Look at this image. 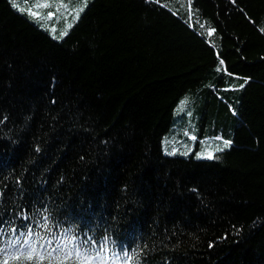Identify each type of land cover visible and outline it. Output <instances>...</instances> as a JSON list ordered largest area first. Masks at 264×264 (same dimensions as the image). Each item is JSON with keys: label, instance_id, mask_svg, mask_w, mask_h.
I'll return each mask as SVG.
<instances>
[{"label": "trees", "instance_id": "1", "mask_svg": "<svg viewBox=\"0 0 264 264\" xmlns=\"http://www.w3.org/2000/svg\"><path fill=\"white\" fill-rule=\"evenodd\" d=\"M65 5L0 0V264H264V0H90L57 39Z\"/></svg>", "mask_w": 264, "mask_h": 264}, {"label": "rangeland", "instance_id": "2", "mask_svg": "<svg viewBox=\"0 0 264 264\" xmlns=\"http://www.w3.org/2000/svg\"><path fill=\"white\" fill-rule=\"evenodd\" d=\"M65 2L66 5L57 15L55 14L54 15L55 17H53L51 20L47 18V13L45 15L44 14L41 15L39 18V20L44 22L42 23V26L47 28L48 31L57 39H61L70 31L74 23L79 19L82 12L88 6L90 0H65ZM186 133H188V131H185L184 133L185 142H187ZM193 135L195 139L191 145H187L184 148H176V151L184 155L195 154L198 157H202V158H209V156L213 158L217 156L219 151H221L223 148L226 147L225 144L226 141L221 138H217V137L202 138L201 136H197L196 133H193ZM181 138L182 136L179 135V139ZM198 141L200 142L197 149ZM229 141L230 143H232L231 140ZM230 143H228V145ZM165 150L166 152L173 154L167 148Z\"/></svg>", "mask_w": 264, "mask_h": 264}, {"label": "snow or ice", "instance_id": "3", "mask_svg": "<svg viewBox=\"0 0 264 264\" xmlns=\"http://www.w3.org/2000/svg\"><path fill=\"white\" fill-rule=\"evenodd\" d=\"M190 3L191 0H189V5ZM35 7L47 8V7H52V5L49 3H42V4H36ZM58 10L59 9L57 8V11ZM32 15L39 17L40 14L38 12H33ZM54 15H55L54 12H49L47 13V18L52 19ZM222 63L223 61H221V64ZM228 143L230 142L227 141L225 142L226 145ZM209 158L211 157L209 156ZM20 236L25 238L22 240L18 239L15 244L11 245V249L14 251L15 254H17V258L19 257V255H24L25 253L28 254L29 258H31V255L33 253H38L41 256H43L45 250H47V254L49 257H52L59 252L64 257V260H67L68 258H74L80 260L82 257L83 259H87L89 261L92 260V257L87 252L81 253L78 250V247H74L73 249H68L66 244H60V243H57L54 246L53 241L51 239L45 240L43 239V237L40 236L39 233H33L29 230L27 233H21ZM3 251L6 252L7 249ZM61 264H63V261L61 262Z\"/></svg>", "mask_w": 264, "mask_h": 264}]
</instances>
